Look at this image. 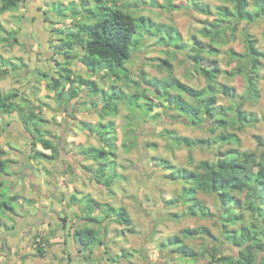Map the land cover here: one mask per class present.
I'll use <instances>...</instances> for the list:
<instances>
[{"label": "rangeland", "instance_id": "1", "mask_svg": "<svg viewBox=\"0 0 264 264\" xmlns=\"http://www.w3.org/2000/svg\"><path fill=\"white\" fill-rule=\"evenodd\" d=\"M71 1L73 0H20L17 8L0 15L2 26L6 30H16L20 40L18 43L0 41V55L11 59L17 66L16 69L8 66L11 71L6 76H0V92L20 90L21 95H25L30 100V104L25 106V115L30 112L37 115V119L32 120L30 125L24 123L23 126L22 116L18 112L0 110V145L6 152L4 159L9 161L8 175L4 176L5 185L0 193L5 194L7 200L13 196L17 197L13 201L15 213H0V263L66 264L69 261L67 264H194L181 260L179 254L171 251L174 247L172 244H175L177 240L174 235H178L184 240V244L196 251H208L219 243V240L223 239V232L219 221L217 198L213 194L197 193L199 200L215 214L212 218L191 215L188 211L189 204L170 205L168 202L181 192L182 183L168 177L171 169L166 168L167 163L162 160H167L178 168L193 169L201 160L213 162L229 148L259 153V138L264 140V60L259 82L261 97L257 102L247 101L243 106V110L255 113L259 121L238 131L241 145L225 142L221 146L212 144L209 147H197L192 150L186 147H171L167 144L169 140L164 136L166 130H175L179 135L192 138H209L213 136L209 127H216V123L208 119L203 127L193 126L186 117H177L178 111L165 105L159 97L155 96L159 94L153 90L146 92L149 98L156 99L150 115H145L142 108L135 109L133 105L131 106L129 99H122L116 115H107L105 118L101 117V107L105 104L103 100L106 96H102L103 99L101 96H91L84 86H80V95L70 102H60L55 97L56 93L50 90L51 77L46 78L43 74L59 77L57 70L68 66L75 76L81 75L86 79L95 80L105 90H110L115 83L117 91L130 96L135 92H141L142 87L146 85L141 78L143 72H146L149 77L160 79L168 76L167 71L158 65L164 59L171 61L174 66V75L183 82L197 88L206 85V80L201 74L191 72L192 64L184 52L179 51L174 56L164 45L159 46L154 43L153 36L142 43L139 50L133 51L127 63L130 70L127 82L114 81L113 78L104 76L101 71L96 73L89 71L80 61L81 54L77 46L71 49V60L67 63L66 56L62 53L56 54L59 50H64L58 47L62 34L57 30L71 28L75 30L76 20L59 17L51 10L58 8V4H53L54 2H61L63 7L67 8ZM91 1V7H87L95 10L96 0ZM133 1L138 3L136 14L148 16L159 23L176 25L182 33V42L187 45L190 43V37L198 34L197 30L205 24L206 20L213 18L196 11L190 5L191 0H174L183 7L172 10L162 7L166 5V0H158L162 6L151 5L149 0ZM203 1L209 2L212 6L221 3L219 0ZM39 4L41 10L37 11ZM77 6L82 8V4ZM142 25L138 23V26ZM246 32L252 34L257 39L258 46L264 49V18H259L250 24L242 21L237 28L235 38L228 44L220 46V53L217 56L207 57V62L210 63L212 58H217L223 70L234 68L237 60L230 59L229 49L244 52ZM141 34L139 37H142ZM4 35L8 33L0 31V38ZM175 38V36L171 37L169 41H174V44ZM201 39L208 41V38ZM2 69L4 66H0V70ZM219 80L234 86L240 97L247 93L246 81L242 75L230 78L222 73ZM75 85L78 86L77 83ZM219 98L220 104L230 105L227 97L221 94ZM142 102L144 100H141ZM107 111L112 110L110 108ZM230 116H233V112H230ZM39 118L45 120L44 124L41 125ZM101 120L115 121L117 127L116 154L111 157V160H114L112 165L123 178L115 176L111 189H107L94 179V172L98 167V162L95 160H84L86 169L75 170L73 173L69 167L67 168V163L62 164L56 161L55 165L41 158L27 156L29 153L27 137H31L29 131L35 133V127L46 128L56 135L62 134L60 140L63 148L75 154L76 164H78L82 161L78 159L81 148L105 147L98 137L83 130L80 122L98 124ZM123 141L128 142L129 150L124 144L122 145ZM131 142H134V145H129ZM151 143H156L157 147L150 146ZM41 148L39 145L38 149ZM190 155L194 159L193 164L190 163ZM24 156L27 157L24 158ZM23 162H25V169L21 172ZM54 166H57V170H54ZM107 173H111V170L108 169ZM11 175L20 177L21 180L14 182L10 179ZM74 194L79 196L78 203L72 199ZM88 194L97 202L126 207L133 219L134 232H130L124 225L116 226L108 218L105 220L107 228L102 243L92 252L87 250L85 252L84 249L83 253L79 246L76 250L84 254L79 258L80 254L74 251L75 245L70 234L73 225L79 222L81 226H85L86 221L82 219L83 217L96 215V212L102 215L99 208L95 212L91 205H87L86 195ZM235 206L239 209L238 204ZM176 214L179 215L178 218L173 217ZM59 216L63 219L60 220ZM16 217L20 223L16 221L17 219L15 220ZM29 218L37 223L28 227L25 223ZM243 221L244 223L250 221L248 212L244 213ZM201 226L206 227L208 231L188 237L181 234L183 229ZM238 227L235 226V228ZM63 233L64 235L66 233L65 236L73 242L69 241L71 245L70 248L67 246V251L65 250L67 248L62 246ZM37 235L49 241L43 245L46 249L43 256H38ZM169 237H172L171 241ZM163 242H166V247L162 245ZM220 248L226 254L236 251L228 243L221 245ZM75 253L79 257L73 255ZM208 257L209 255L201 257L197 264H205Z\"/></svg>", "mask_w": 264, "mask_h": 264}, {"label": "trees", "instance_id": "2", "mask_svg": "<svg viewBox=\"0 0 264 264\" xmlns=\"http://www.w3.org/2000/svg\"><path fill=\"white\" fill-rule=\"evenodd\" d=\"M219 1L221 3L212 6L203 0H191L190 5L196 11L213 18L206 20L205 24L197 30L198 34L190 37L188 45L182 42V33L176 25L159 23L148 16L136 14L138 3L133 0H96L95 10L89 9L92 4L91 0H73L69 6L66 5L67 8L63 7L61 2H54L53 4H58V8L56 7L55 10L52 8V12L59 17L76 20L75 30L74 28L57 30L62 34L58 47L59 49L62 47L64 50H59L56 54L62 53L66 56L67 63L71 60V49L77 46L81 54L80 61L89 71L93 73L101 71L104 76L113 78L114 81L124 80L127 82L130 74L127 63L131 59L133 51L139 50L142 43L153 36L154 43L159 46L164 45L168 52H172L174 56L179 51L184 52L192 64L191 72L201 74L206 80V85L197 88L183 82L174 75V66L171 61L164 59L158 65L167 71L168 76L160 79L149 77L146 72H143L141 78L146 85L142 87L141 92H135L130 96L117 91L115 83L112 84L110 90H105L95 80L86 79L81 75L75 76L68 66L57 70L59 77L51 74L45 75L46 78L51 76L50 90L56 93L55 97L60 102H70L80 95V86H84L91 96H101L102 99L106 96L103 100L105 104L101 107L102 118L107 115H116L119 102L122 99H129L131 106L133 105L135 109L142 108L145 115H150L156 99L149 98L146 92L153 90L159 94L155 96L159 97L165 105L178 111L177 117H186L193 126L203 127L208 119L216 123V127H209L213 134L209 138H192L179 135L175 130H166L164 136L169 140L167 143L169 146L186 147L192 150L197 147H209L212 144L221 146L225 142L241 145L238 131L259 121V117L255 113L243 110V106L247 101L257 102L261 97L259 82L262 77L264 49L258 46V41L252 34L246 32L245 51L238 52L233 48L229 49L230 59L237 60L234 68L225 71L221 68L217 58H212L208 63L207 57L217 56L220 53V46L228 44L235 38L237 28L242 21L250 24L259 18H264V0ZM19 2L20 0H0V15L17 8ZM149 3L162 6L158 0H149ZM80 4H82V8L77 6ZM162 7L172 10L182 8L183 5L174 0H166V5ZM138 23L143 25L140 27ZM0 31L8 33L1 37L0 41L6 43L20 41L17 37L18 32L6 30L1 22ZM137 34L139 35L137 36ZM140 34L142 37H139ZM174 36L176 40L173 44L174 41L169 40ZM201 38H208V41ZM0 66H4V69L0 70V76H6L11 71L8 66L12 69L17 68L11 59L2 55H0ZM222 73L230 78L242 75L247 85L245 96L240 97L234 86L221 82L219 77ZM101 93L102 95H100ZM21 94L17 89L6 93L0 92V110L18 112L22 116L23 123L30 125L32 120L37 119V115L34 112L25 115V106L30 104V100ZM221 94L230 100V105L219 103ZM141 100L144 102L141 103ZM110 108L112 111H107ZM230 112H233V116H230ZM38 120L43 121L42 118ZM80 124L83 130L98 137L104 143L105 147L81 148L80 155L98 162L94 179L107 189H111L115 176L123 178L113 167L114 160H111V157L116 154L117 148L116 122L101 120L98 124H93L81 121ZM219 128L221 129L216 132ZM37 131L36 134L30 131L35 139L33 157L39 159L47 156L50 160L57 159L58 146L50 138L44 137L40 129ZM38 143H42L44 148L53 149V153L46 155L41 150H36ZM133 143L131 142L129 145L132 146ZM123 144L129 150L128 142L123 141ZM258 145L259 153L229 148L213 162L201 160L195 164L193 169L178 168L167 160H162L167 163L166 168L171 169L168 177L182 183L181 192L168 202L170 205L189 204L188 211L191 215L212 218L215 214L197 197L198 192H203L216 196L220 211L219 221L223 239H220L219 243L210 250L196 251L184 244V240L178 235H174L177 240L175 244H172L174 247L171 251L179 254L181 260L197 264L201 257L209 255L205 264H264V140L259 138ZM150 146L157 147V144L151 143ZM5 155L6 152L0 145V190L5 185L4 176L8 175L9 161L4 159ZM189 160L191 164L194 163L192 155L189 156ZM108 169L111 170L109 174L107 173ZM5 197V194L0 193V213H15L13 201L17 197L13 196L10 200ZM72 199L78 200V196L74 194ZM86 199L87 205H91L94 211L99 208L102 215H90L82 218L91 225L81 226L79 222L75 226L73 225L72 236L75 243L82 246V250L92 252L102 241L106 235L107 223L105 220L108 218H110V222L117 221L126 225L130 232H134L133 221L125 207H115L109 203L97 202L89 194L86 195ZM28 201L31 202V200ZM236 204L239 205V209L235 206ZM246 212L250 214L248 223L243 221ZM7 216L12 219L11 216ZM178 216L176 214L173 217L178 218ZM235 226L239 227L235 228ZM204 231H208V229L201 226L183 229L181 234L188 237ZM172 237H169L170 241ZM36 238L39 239L36 246L38 256H43L46 253L43 244L48 240L39 235ZM226 243L236 251L229 254L223 253L220 246ZM162 245L166 247V242H163Z\"/></svg>", "mask_w": 264, "mask_h": 264}, {"label": "flooded vegetation", "instance_id": "3", "mask_svg": "<svg viewBox=\"0 0 264 264\" xmlns=\"http://www.w3.org/2000/svg\"><path fill=\"white\" fill-rule=\"evenodd\" d=\"M43 75L45 76L46 73H44ZM42 78H44V77H42ZM44 121H45L44 119H43V121L41 120V122H40L41 125L44 124ZM23 126H24V123H23ZM35 129H36L35 130V134H36V133H38L37 130H39V129H37V127H35ZM40 130L43 132V136L44 137L50 138L56 144V146H58V150H59V155H58L57 159L50 160V159H48V157L46 155H51L53 153V149L44 148L42 143H38L37 147H36V150H41L42 152H44L46 154L45 155L46 157L41 158L43 161H45V162L48 161V162H50L52 164H55V165L57 164L56 161H58V162H60L62 164L67 163V168L69 167V170H71L74 173L75 170L84 171L86 169V166L83 164L84 160H93V159L86 158L83 155H80V156H78L79 157L78 159H81L82 161H80V163L76 164L77 159L75 158V154L69 152L68 150L66 151L65 148H63V146H62V141L60 140L61 137H62L61 133L56 135L55 133H53L52 131H50L49 129H46V128H42V129L40 128ZM25 135H26V133H25ZM29 135L32 137L31 133H29ZM31 137H27L28 138L27 140L29 141V149L27 150V151H29V153L27 154L28 157H31V156L33 157V155L35 154L34 145H33L34 144L33 142L35 141V139L33 137H32V139H30ZM39 145L42 147L41 149H38ZM27 156H24V158L27 157ZM24 164H25V162H23V164L21 165V172H23L24 169H25ZM54 168H55L54 170H57V166H54ZM10 179L12 181H14V182L21 180L20 177H15V176H12V175L10 176ZM29 180L31 181V177L30 176H29ZM59 219L62 220L63 217L59 216ZM15 220L18 223H20V221H19V219L17 217L15 218ZM33 221L34 220H31L30 218L26 219V223L25 224L28 227H30L33 223L34 224L37 223L36 221L35 222H33ZM46 223H49V222L46 221ZM63 224L65 226V222ZM70 234H71V232H70Z\"/></svg>", "mask_w": 264, "mask_h": 264}, {"label": "crops", "instance_id": "4", "mask_svg": "<svg viewBox=\"0 0 264 264\" xmlns=\"http://www.w3.org/2000/svg\"><path fill=\"white\" fill-rule=\"evenodd\" d=\"M37 11H40L41 9H40V4L39 5H37V9H36ZM180 79V78H179ZM78 196V195H77ZM78 198H79V196H78ZM75 202V201H74ZM76 202L78 203V200H76ZM124 207V206H123ZM126 208V207H125ZM127 209V208H126ZM96 212V211H95ZM96 215H99L98 214V212H96ZM131 217V216H130ZM131 219H132V217H131ZM133 220V219H132ZM111 223H114L116 226H118L117 224H119V225H124V224H121V223H119V222H117V221H111ZM78 224V223H77ZM85 225H91V223H87V222H85L84 223ZM110 224V223H109ZM75 226V225H74ZM125 227H127L126 225H124ZM119 227V226H118ZM128 228V227H127ZM73 230L74 229H72L71 230V232H73ZM63 235V238H62V246L64 247V248H67V246H68V248H70V245H71V243H73L74 242V245H75V249H74V251L76 250V249H78L79 248V246L81 247V249H82V246L80 245V244H76L75 243V240H74V238H73V236H72V233H71V239L73 240V242L72 241H70L69 240V237L68 236H65L66 235V233H65V235H64V233L62 234ZM67 238H68V240H67ZM105 238V236L103 237V239ZM102 239V240H103ZM71 243H70V242ZM49 241H46V243H48ZM102 243V241H100L99 243H98V245L99 244H101ZM44 245V244H43ZM68 248L67 249H65L66 251L68 250ZM73 251V252H74ZM76 252H78L77 250H76ZM82 252L84 253V251L82 250ZM79 253V252H78ZM80 254V253H79ZM73 255H76V256H78V254H73ZM81 255L82 254H80L78 257L79 258H81ZM84 255V254H83ZM83 255H82V257H83ZM85 255H86V253H85ZM87 258H89V257H87ZM93 259V258H92ZM73 260H76V259H73ZM71 261V260H70ZM69 262V261H68ZM68 262H66V264L68 263ZM78 263V262H77ZM1 264V263H0Z\"/></svg>", "mask_w": 264, "mask_h": 264}]
</instances>
